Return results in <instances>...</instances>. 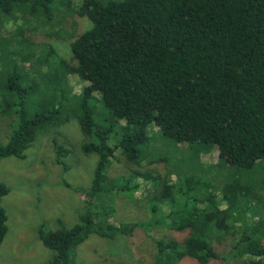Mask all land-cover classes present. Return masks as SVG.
<instances>
[{
    "label": "trees",
    "instance_id": "1",
    "mask_svg": "<svg viewBox=\"0 0 264 264\" xmlns=\"http://www.w3.org/2000/svg\"><path fill=\"white\" fill-rule=\"evenodd\" d=\"M18 8L49 17L56 9H70L89 22L68 36L69 58L33 43L24 27H17L1 48L11 70L0 80V115L8 116L11 106L1 94L14 91L18 117L0 143V157L23 158L39 124L52 116L29 114L24 98L40 85L35 76H23V62L50 61L63 74L76 73L87 82L74 97L73 116L84 137L81 150L96 155V166L77 221L39 229L42 243L54 252L44 264H79L77 247L90 235L113 239L150 225L186 232L180 241L152 237V264H179L185 257L207 264L222 252L264 264V0H81L78 5L0 0L7 15ZM64 89V81L55 83L58 95ZM151 127L174 142L193 145L196 155L215 147L226 169L210 176L197 161L176 170L175 179L148 169L111 178L110 165L119 153L136 164L161 159L146 149ZM53 146L57 162L65 165L69 148L57 141ZM256 164L262 179L252 172ZM142 185L154 191L144 193L150 219L114 223L113 194H132ZM8 192L0 182V244L7 231L1 199ZM231 234L237 238L228 244Z\"/></svg>",
    "mask_w": 264,
    "mask_h": 264
},
{
    "label": "rangeland",
    "instance_id": "2",
    "mask_svg": "<svg viewBox=\"0 0 264 264\" xmlns=\"http://www.w3.org/2000/svg\"><path fill=\"white\" fill-rule=\"evenodd\" d=\"M80 1L73 0V3L78 5ZM88 26L85 17L76 15L70 9H56L52 17L45 14L31 15L20 8L9 15L0 11V80H6V71L11 70V59H1L4 53L1 48L6 47L7 40L13 37L17 27H24L33 43L41 44L45 49L52 46L69 58L68 36L72 32L80 33ZM22 64L21 69L26 74L23 76L27 79L35 76L40 85L38 91H29L24 98L29 114L33 116L43 111L52 116L39 124L35 139L23 158L0 157V182L9 188V192L1 199L7 215V231L0 244V264H44L52 258L54 252L42 243L38 231L41 227L56 230L60 223L68 227L77 221L85 208L83 193L90 185L97 160L95 154H85L81 150L84 137L78 120L73 116L74 97L87 82L76 73L63 74L50 61L45 63L31 57ZM57 81L65 83L63 96L54 90ZM1 96L11 105L8 116L0 115V143H5L18 117V98L14 91H6ZM57 106H62L61 111L55 109ZM149 136L151 141L146 147L147 151L153 152L151 157L161 159L148 162V157L141 164H136L119 153L110 165L111 178L127 177L132 170L148 169L154 174L159 173L163 177L169 175L168 178L171 176V179H175L176 170L187 168L188 163L197 161L208 175L219 177L216 170L223 171L227 167L226 161L219 159L217 150L211 145L196 155L193 145L174 142L155 127L149 129ZM54 141L70 150L62 158L65 165L57 162ZM253 171L257 173V178L262 179V167L259 164ZM147 190L154 192L149 185H142L132 194L116 191L112 196L115 212L111 220L123 225L150 219L144 196ZM175 207V204L171 205L170 210L174 211ZM235 224L239 226V223ZM185 233L169 230L163 225H150L147 231L136 227L132 233L113 239L92 234L77 247L75 260L79 264H152L155 258L152 237L180 241ZM236 238V234H231L226 242L230 244ZM247 261L246 257L229 258L222 252L219 259L207 264H247ZM179 264L198 263L185 257Z\"/></svg>",
    "mask_w": 264,
    "mask_h": 264
}]
</instances>
